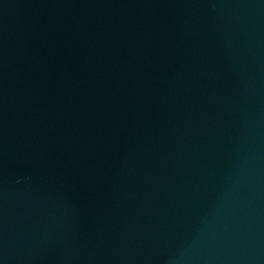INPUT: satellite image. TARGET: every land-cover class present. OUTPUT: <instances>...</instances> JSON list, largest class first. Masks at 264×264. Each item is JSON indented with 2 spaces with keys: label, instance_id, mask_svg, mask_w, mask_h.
Segmentation results:
<instances>
[{
  "label": "water",
  "instance_id": "obj_1",
  "mask_svg": "<svg viewBox=\"0 0 264 264\" xmlns=\"http://www.w3.org/2000/svg\"><path fill=\"white\" fill-rule=\"evenodd\" d=\"M0 264H264V0H0Z\"/></svg>",
  "mask_w": 264,
  "mask_h": 264
}]
</instances>
